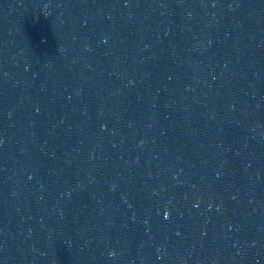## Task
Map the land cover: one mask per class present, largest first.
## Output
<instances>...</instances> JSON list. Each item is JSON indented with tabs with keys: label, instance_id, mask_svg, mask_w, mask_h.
<instances>
[{
	"label": "water",
	"instance_id": "95a60500",
	"mask_svg": "<svg viewBox=\"0 0 264 264\" xmlns=\"http://www.w3.org/2000/svg\"><path fill=\"white\" fill-rule=\"evenodd\" d=\"M0 264H264V0H0Z\"/></svg>",
	"mask_w": 264,
	"mask_h": 264
}]
</instances>
